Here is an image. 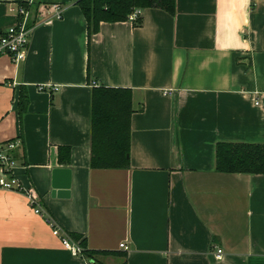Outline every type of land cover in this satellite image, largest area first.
<instances>
[{
  "label": "crops",
  "instance_id": "crops-1",
  "mask_svg": "<svg viewBox=\"0 0 264 264\" xmlns=\"http://www.w3.org/2000/svg\"><path fill=\"white\" fill-rule=\"evenodd\" d=\"M78 1L0 0V32L18 6L35 28L23 62L0 56V144L21 139L14 175L87 253L2 190L0 264H264V175L216 170L219 144L264 145V0H176L91 41ZM101 86L133 92L128 169L91 167Z\"/></svg>",
  "mask_w": 264,
  "mask_h": 264
},
{
  "label": "trees",
  "instance_id": "trees-1",
  "mask_svg": "<svg viewBox=\"0 0 264 264\" xmlns=\"http://www.w3.org/2000/svg\"><path fill=\"white\" fill-rule=\"evenodd\" d=\"M77 5L87 21L90 41L100 32L102 23L128 22L129 16L136 9H159L172 16L176 14V0H79ZM141 23L142 19L134 26ZM27 103V97L22 93L19 100L21 114L26 111ZM135 113L131 89L103 86L93 88L91 99L93 169L114 170L130 167L132 116ZM60 160L65 161L62 152ZM66 161H69V158ZM216 170L226 174L264 175V145L219 144L216 151ZM84 251L87 253L85 248Z\"/></svg>",
  "mask_w": 264,
  "mask_h": 264
},
{
  "label": "built area",
  "instance_id": "built-area-1",
  "mask_svg": "<svg viewBox=\"0 0 264 264\" xmlns=\"http://www.w3.org/2000/svg\"><path fill=\"white\" fill-rule=\"evenodd\" d=\"M19 19V24L15 27H11L5 31L0 32V56L9 55L12 60L18 64L23 62L28 54L29 46L31 43L32 35L34 32V26L29 24L30 10L24 6H18L11 9ZM48 15L43 16L45 21L62 20L63 11L60 7L54 6L48 10ZM142 19V10L136 9L129 16V22L138 24ZM45 86L39 88L40 91H44ZM58 87H53L54 92L58 91ZM264 98V95H263ZM260 100L256 101V105L259 106ZM22 147L21 139H13L0 144V191H16L21 193L28 201L30 207L34 210L36 215H40L50 225L53 230V234L56 237L62 239L64 248L71 252L74 257H85L86 253L84 248L77 242H74L68 234L58 225L53 217L47 214L40 207V198L36 191L32 189H24L16 176L14 175V169L16 166L14 151ZM120 248L127 251L129 248L126 244H121ZM223 250L218 249L216 252V258L221 259L223 256ZM88 264H97L93 260H88Z\"/></svg>",
  "mask_w": 264,
  "mask_h": 264
},
{
  "label": "water",
  "instance_id": "water-1",
  "mask_svg": "<svg viewBox=\"0 0 264 264\" xmlns=\"http://www.w3.org/2000/svg\"><path fill=\"white\" fill-rule=\"evenodd\" d=\"M66 190H68V189H66ZM64 194H66V193H64Z\"/></svg>",
  "mask_w": 264,
  "mask_h": 264
}]
</instances>
